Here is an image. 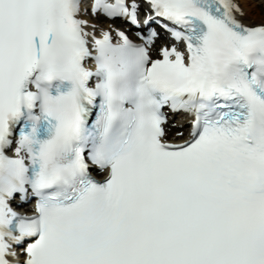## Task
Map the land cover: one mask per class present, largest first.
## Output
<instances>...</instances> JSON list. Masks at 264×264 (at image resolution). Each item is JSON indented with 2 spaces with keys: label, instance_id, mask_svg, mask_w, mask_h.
<instances>
[{
  "label": "snow or ice",
  "instance_id": "1",
  "mask_svg": "<svg viewBox=\"0 0 264 264\" xmlns=\"http://www.w3.org/2000/svg\"><path fill=\"white\" fill-rule=\"evenodd\" d=\"M246 15L0 0V264H264V20Z\"/></svg>",
  "mask_w": 264,
  "mask_h": 264
},
{
  "label": "bare ground",
  "instance_id": "2",
  "mask_svg": "<svg viewBox=\"0 0 264 264\" xmlns=\"http://www.w3.org/2000/svg\"><path fill=\"white\" fill-rule=\"evenodd\" d=\"M240 3L247 14L245 18L246 22H260L264 20V0H240ZM184 119V117H178V120H174V123H178Z\"/></svg>",
  "mask_w": 264,
  "mask_h": 264
},
{
  "label": "rangeland",
  "instance_id": "3",
  "mask_svg": "<svg viewBox=\"0 0 264 264\" xmlns=\"http://www.w3.org/2000/svg\"><path fill=\"white\" fill-rule=\"evenodd\" d=\"M256 1V0H255Z\"/></svg>",
  "mask_w": 264,
  "mask_h": 264
}]
</instances>
